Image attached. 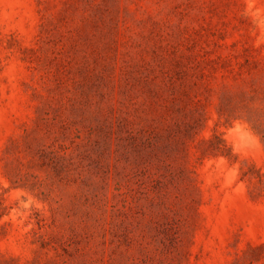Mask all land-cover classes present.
Listing matches in <instances>:
<instances>
[{
	"label": "rangeland",
	"instance_id": "rangeland-1",
	"mask_svg": "<svg viewBox=\"0 0 264 264\" xmlns=\"http://www.w3.org/2000/svg\"><path fill=\"white\" fill-rule=\"evenodd\" d=\"M0 264H264V0H0Z\"/></svg>",
	"mask_w": 264,
	"mask_h": 264
}]
</instances>
